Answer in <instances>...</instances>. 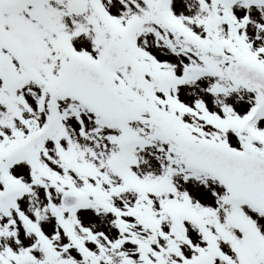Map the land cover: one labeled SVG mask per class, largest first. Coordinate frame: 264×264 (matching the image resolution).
<instances>
[{
	"label": "snow or ice",
	"instance_id": "6c2138e0",
	"mask_svg": "<svg viewBox=\"0 0 264 264\" xmlns=\"http://www.w3.org/2000/svg\"><path fill=\"white\" fill-rule=\"evenodd\" d=\"M0 264H264V0H0Z\"/></svg>",
	"mask_w": 264,
	"mask_h": 264
}]
</instances>
